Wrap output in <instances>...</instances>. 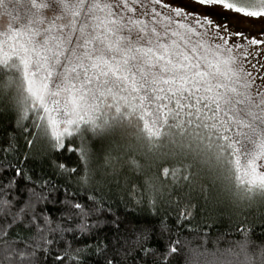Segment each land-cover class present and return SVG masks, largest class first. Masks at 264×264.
<instances>
[{
    "label": "snow or ice",
    "instance_id": "6c2138e0",
    "mask_svg": "<svg viewBox=\"0 0 264 264\" xmlns=\"http://www.w3.org/2000/svg\"><path fill=\"white\" fill-rule=\"evenodd\" d=\"M27 2L21 15L20 0H0V89H14L18 123L31 119L54 148L79 152L85 169L79 178L82 184L90 180L88 134L102 136L117 124H127L141 134L149 151L161 148L167 137L173 158L186 159L185 149L196 144L224 167L238 192L264 195V91L253 94L254 81L246 78L251 74L236 66L232 48L219 32L212 35L222 43L205 38L211 20L189 23L181 7L164 0ZM196 2L219 4L245 16H264V0L254 6L230 0ZM157 5L174 16L162 13ZM77 138L79 148L72 143L66 146V140ZM183 159L171 172L175 176L183 170L188 179L191 164ZM131 163L139 167L137 161ZM169 171L163 168L165 176ZM46 200L43 192L34 191L13 211L11 201L0 199V242L4 244L0 264H34L35 253L27 250L30 245L19 248L5 239L14 224L27 221L41 239L45 228L67 230L65 221L51 227L54 221L39 207ZM68 203L82 221L99 210ZM77 227L87 230L83 222ZM136 235L143 248L148 231ZM229 251L235 258L231 264H264V243L245 240L238 250ZM177 252L170 246L163 260ZM106 264L120 261L113 257Z\"/></svg>",
    "mask_w": 264,
    "mask_h": 264
},
{
    "label": "trees",
    "instance_id": "16d2710c",
    "mask_svg": "<svg viewBox=\"0 0 264 264\" xmlns=\"http://www.w3.org/2000/svg\"><path fill=\"white\" fill-rule=\"evenodd\" d=\"M88 136L90 180L82 184L79 152L54 148L31 119L18 123L14 89H0V199L11 201L15 211L34 191L43 192L47 200L39 207L54 221L51 227L66 222V231L45 228L43 239L27 221L8 230L5 239L19 248L30 245L34 264H106L113 257L120 264H231L235 258L229 250H238L241 241L264 243V195L238 192L211 153L193 144L185 149L186 159L173 158L167 137L161 148L149 151L127 124ZM69 143L80 146L79 138ZM181 159L191 164L188 179L183 170L172 175ZM164 167L170 169L167 176ZM68 202L99 210L82 221ZM80 222L86 231L77 227ZM144 230L148 239L142 248L136 234ZM170 246L178 252L163 260Z\"/></svg>",
    "mask_w": 264,
    "mask_h": 264
},
{
    "label": "rangeland",
    "instance_id": "374dc122",
    "mask_svg": "<svg viewBox=\"0 0 264 264\" xmlns=\"http://www.w3.org/2000/svg\"><path fill=\"white\" fill-rule=\"evenodd\" d=\"M230 2L248 6L258 5V0H230ZM164 3L172 7H181L188 14L187 21L189 23H192L196 19H200L202 22L204 18L211 20L212 23L208 26L209 33L205 38L211 43H222V41L212 35L213 33L219 32L227 40L228 46L232 48V54L237 60L236 66L241 68L243 72L251 74L250 77L246 78L254 81L252 88L253 94L257 91H263L264 16H245L241 13L225 9L219 4L201 5L196 0H164ZM28 6L27 0H20L17 11L23 15ZM157 9L164 14L174 16V13H170L167 8H160L157 5ZM196 27L198 31H204V27ZM236 33H240L241 35H236ZM253 39L258 43L252 44L251 41Z\"/></svg>",
    "mask_w": 264,
    "mask_h": 264
}]
</instances>
